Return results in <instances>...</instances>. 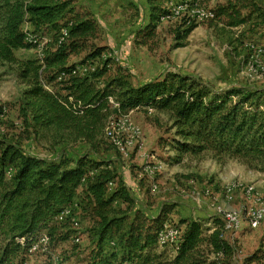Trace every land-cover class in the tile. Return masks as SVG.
Returning a JSON list of instances; mask_svg holds the SVG:
<instances>
[{
    "label": "trees",
    "instance_id": "obj_1",
    "mask_svg": "<svg viewBox=\"0 0 264 264\" xmlns=\"http://www.w3.org/2000/svg\"><path fill=\"white\" fill-rule=\"evenodd\" d=\"M38 1L0 0V66L14 65L18 79L27 87L20 107L23 123L27 129L31 126V133L51 127L71 128L78 137L90 141L111 113L126 116L133 110L153 109L168 114L179 137L180 152L198 155L211 151L215 157L236 158L264 170V97L259 90L215 89L200 78L178 72L133 85L126 69L98 85L111 58L84 74H72L77 64L69 62L72 55L85 49L90 52L80 64L110 51L108 46L91 45L98 31L94 14L87 9L67 10L68 1ZM150 11L149 22L135 32L137 45H150L166 13L165 8L153 4ZM212 11L214 18L204 21L209 27L218 20L237 27L264 20V0H227ZM27 22L35 34L45 30L53 34L40 56L22 60L15 50L38 47L27 39L23 28ZM198 25L192 22L175 28L174 47L183 46L182 41ZM71 163L28 154L0 134V264H23L40 235L46 231L50 238L56 231L60 223L51 224L54 217L84 193L96 212L105 210L116 198L135 202L123 179L106 162L82 156ZM115 179L118 186L109 194V184ZM170 208L163 205L154 217L136 209L127 223L123 218L102 220L96 242L99 250L92 264H219L211 252L224 257L234 254L233 246L222 236L220 217L211 226H205L201 219L181 218L179 246L170 258L165 256L160 249L167 247L159 245L158 233L169 222ZM107 235L117 236L120 247L108 257L101 255Z\"/></svg>",
    "mask_w": 264,
    "mask_h": 264
},
{
    "label": "rangeland",
    "instance_id": "obj_2",
    "mask_svg": "<svg viewBox=\"0 0 264 264\" xmlns=\"http://www.w3.org/2000/svg\"><path fill=\"white\" fill-rule=\"evenodd\" d=\"M62 1L70 2L67 10L73 8L81 12L85 8L78 0L38 2L51 4ZM226 1L200 0V3L206 9H214ZM150 3L160 8L166 6L165 0H150ZM190 18L194 23L200 21L196 16ZM183 19H160L157 34L149 41V46L131 45L126 36L116 37L120 30H98L91 45L108 46L110 51L86 64L95 69L111 58L108 72L98 85H102L101 82L107 78L125 73V69L133 85L162 77L167 72H178L200 78L215 89L242 87L259 90L264 97V20H253L237 27H228L221 20L209 27L208 22L202 21L199 23L201 27L182 41L183 46L174 47L175 28L187 24ZM23 28L44 44L53 34L47 30L35 34L28 22ZM130 31L134 33L135 30ZM85 50L79 55H72L69 62L82 66V59L90 52ZM41 52L38 47L18 49L15 55L27 60L40 56ZM15 68L14 65L0 66V134L16 142L24 152L48 160L63 158L72 165L71 162L79 157L88 156L106 162L116 170L135 198V202L129 204L116 198L105 210L96 212L90 199L82 194L76 201L77 205L72 206L71 216L66 221L56 224L58 222L53 220L51 224H56L57 229L49 241L39 244V248L29 256L31 264L94 263L95 253L99 250L96 242L101 221L123 218L126 223L130 222L136 208L144 209L151 217L157 209L169 204L170 224L181 226V218H193L211 226L213 220L219 218L217 206L233 210L241 207L244 203L243 186L254 185L264 198L263 169L248 166L245 161L236 158L215 157L211 151L198 155L180 152L177 149L179 137L171 127L168 114L153 109H148V112L133 110L126 116L111 113L90 141L78 137L71 128L57 130L51 127L38 134L31 133V126L27 129L23 123L20 107L27 87L18 79ZM107 127L114 134L113 140L107 137ZM132 128H138L140 133H133ZM132 139L134 141L127 154L114 143L126 144ZM144 145L147 146L146 151L138 152ZM152 154L154 158H150ZM158 161L164 163L162 169L155 165ZM148 166L154 169L149 171ZM117 186L118 179H115L109 185V194ZM236 196L238 205L232 208L229 203ZM259 230H262L261 234L254 237L242 228L233 238L231 234H225L224 238L233 246L234 254L224 257L211 252V257L219 264H264V225ZM43 233L46 234V231ZM119 249L117 236L110 238L107 235L101 255L108 257L113 252L118 253ZM160 250L169 258L173 255V248Z\"/></svg>",
    "mask_w": 264,
    "mask_h": 264
},
{
    "label": "built area",
    "instance_id": "obj_3",
    "mask_svg": "<svg viewBox=\"0 0 264 264\" xmlns=\"http://www.w3.org/2000/svg\"><path fill=\"white\" fill-rule=\"evenodd\" d=\"M165 15L161 17V19H168V20H176L178 18L186 19L184 22L190 24L192 22L191 16H196L198 20L197 23L202 21H207L214 18V13L212 9H206L204 6L201 5L200 0H165ZM183 19V20H184ZM196 22V20H195ZM186 25V24H185ZM63 35H67V31H62ZM63 38V37H62ZM27 39L30 42L38 43V48L42 50L44 43H40L39 40L36 39V36L27 33ZM41 55V54H40ZM88 64H83L82 66H76L72 70V74H84L89 70H93V68H89ZM132 132L135 134H139L140 130L138 128H132ZM107 137L114 139L113 132L107 127L106 129ZM133 139L127 142L126 144H122L119 141H114L117 145L118 149L122 152L127 154ZM159 169L161 168L162 164L156 163L155 164ZM149 171H152L154 167L150 168L148 166ZM112 184V183H110ZM109 184V185H110ZM244 203L241 205L240 208L233 210V209H225L221 206L216 207L217 215L220 216L222 220V232L223 237L225 234H231V238H233L242 227L243 223H247L251 229L259 228L260 226L264 225V198L261 193L257 190L254 185H247L243 186L242 188ZM73 205H77L76 202ZM65 207L64 210L54 217L55 222H64L70 216L72 212V206ZM183 232L182 226H176L166 222L163 228L158 233V242L159 245L162 247H170L176 249L179 246L181 236ZM78 240V238H77ZM49 241V237L47 234L42 233L37 241H35L29 249V256H31L36 249L39 248V244L43 242L46 243ZM29 256L26 260H24L23 264H31ZM128 264V263H125ZM132 264V263H131Z\"/></svg>",
    "mask_w": 264,
    "mask_h": 264
},
{
    "label": "crops",
    "instance_id": "obj_4",
    "mask_svg": "<svg viewBox=\"0 0 264 264\" xmlns=\"http://www.w3.org/2000/svg\"><path fill=\"white\" fill-rule=\"evenodd\" d=\"M78 2L85 7L84 9L90 10L94 14L98 22V30H120L116 37L122 38L126 36L127 38H129L128 40L131 41V45L135 43V32L143 28L150 20L151 3L148 0H78ZM200 27L201 26L198 25L193 30H198ZM122 30L128 31L122 32ZM130 30L135 31L134 33H131ZM146 149L147 146L144 145V147H141L138 152L146 151ZM181 154L184 155L183 153ZM152 157L154 158L153 154L150 155V158ZM156 163L162 164L160 169L163 168V162L158 161ZM236 202L237 196L232 199V201H230L229 205L234 208L238 205L236 204ZM136 209L142 210L147 216H149L147 211H145L144 209ZM159 212L160 208L153 212V215L151 217L156 216ZM261 227L251 229L247 223H243L241 228L242 230H248V232L250 233L247 232V234L254 237L261 234L262 230H259ZM246 237H248V235ZM246 237H243V239H245Z\"/></svg>",
    "mask_w": 264,
    "mask_h": 264
}]
</instances>
